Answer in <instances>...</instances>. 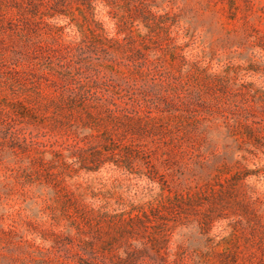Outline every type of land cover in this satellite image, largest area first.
Masks as SVG:
<instances>
[{
  "label": "rangeland",
  "instance_id": "374dc122",
  "mask_svg": "<svg viewBox=\"0 0 264 264\" xmlns=\"http://www.w3.org/2000/svg\"><path fill=\"white\" fill-rule=\"evenodd\" d=\"M108 5L125 49L71 77L45 50L92 15L0 0V264H264V0Z\"/></svg>",
  "mask_w": 264,
  "mask_h": 264
},
{
  "label": "trees",
  "instance_id": "16d2710c",
  "mask_svg": "<svg viewBox=\"0 0 264 264\" xmlns=\"http://www.w3.org/2000/svg\"><path fill=\"white\" fill-rule=\"evenodd\" d=\"M71 2L77 4L78 10L83 12L85 22H88L89 16L92 15V20L94 23H96V26L94 28L85 30L84 26L86 23H78V30H73L75 34L69 35L71 39L67 43H60L56 49H46V46H43L46 49L45 51L53 52L52 57L56 56L58 59L56 64L58 65L59 69L57 70L56 74H58V72L60 75L71 74L70 76L73 77L74 74L72 72V68L74 67L87 66L90 69H95L96 64L94 63V60H100L102 63L104 60L114 58L113 61L118 62L116 55L118 52L125 49L124 45L121 43V31L118 29H116L114 32L106 30L104 28L105 22L102 21V18H98L99 15L103 14V11H99L101 13H96V10L100 5H104L106 7L109 6V0H71ZM138 18L139 17L132 18V20L127 18L121 21L125 23L127 22V25H129L130 23L134 24ZM115 21L117 27L119 28V26H121V22L117 20ZM36 22L37 21L34 19L29 20V25H35ZM41 49L43 50L42 47ZM87 52H93L99 57H88ZM103 58L104 60H101ZM104 64L106 63L104 62ZM51 71L43 75L47 78V80L56 84L58 83V80L55 79L56 76ZM76 82L77 84L75 86H71V88L67 90L70 92L68 98L72 102L80 101L81 103L79 106H82L83 109L87 110V114L90 116V118L94 117L93 109L102 108L105 109L106 112H112V110L109 108V105L107 104L108 102H114L113 99H110V97L107 96V94H111L113 92L109 86H103L98 82L94 84L81 79H76ZM65 94V91H63L61 94L62 101L66 100ZM114 94L117 96L119 94L120 99L123 97L117 91H115ZM19 103L23 105L24 111H29V108L24 104V102L20 101ZM116 106L117 108L121 107L119 103H116ZM74 146H78L80 149H83L80 142H76ZM131 147L128 149H131ZM97 155L100 156V154H96V156ZM94 158V160H96L95 156ZM138 209L139 208H134L133 211L130 212L131 220L139 218V215H132L133 212Z\"/></svg>",
  "mask_w": 264,
  "mask_h": 264
}]
</instances>
